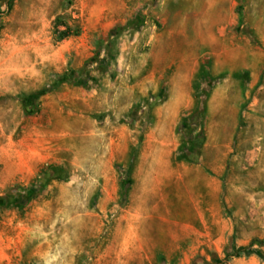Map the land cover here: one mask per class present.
Returning <instances> with one entry per match:
<instances>
[{
	"label": "rangeland",
	"instance_id": "rangeland-1",
	"mask_svg": "<svg viewBox=\"0 0 264 264\" xmlns=\"http://www.w3.org/2000/svg\"><path fill=\"white\" fill-rule=\"evenodd\" d=\"M215 1L0 0V264H264V0Z\"/></svg>",
	"mask_w": 264,
	"mask_h": 264
},
{
	"label": "trees",
	"instance_id": "trees-1",
	"mask_svg": "<svg viewBox=\"0 0 264 264\" xmlns=\"http://www.w3.org/2000/svg\"><path fill=\"white\" fill-rule=\"evenodd\" d=\"M68 35H69V34H68L67 31H65V32L63 33V36H64V37H67ZM242 253H246V249H245V247H239V248L235 249L234 254H232V255H227L226 258H230V257H239L240 254H242Z\"/></svg>",
	"mask_w": 264,
	"mask_h": 264
},
{
	"label": "crops",
	"instance_id": "crops-1",
	"mask_svg": "<svg viewBox=\"0 0 264 264\" xmlns=\"http://www.w3.org/2000/svg\"><path fill=\"white\" fill-rule=\"evenodd\" d=\"M215 2H217V0H216ZM232 14H234V12H233V11H232Z\"/></svg>",
	"mask_w": 264,
	"mask_h": 264
}]
</instances>
